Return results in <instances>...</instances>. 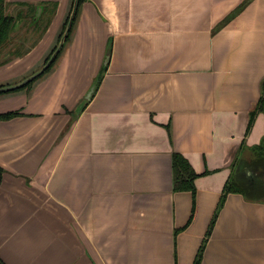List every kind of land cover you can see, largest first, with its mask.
I'll list each match as a JSON object with an SVG mask.
<instances>
[{
    "label": "crops",
    "instance_id": "0c3cea01",
    "mask_svg": "<svg viewBox=\"0 0 264 264\" xmlns=\"http://www.w3.org/2000/svg\"><path fill=\"white\" fill-rule=\"evenodd\" d=\"M5 2L56 3L12 62L40 60L71 0ZM263 82L264 0H85L51 70L0 94V264H193L213 218L199 264H264Z\"/></svg>",
    "mask_w": 264,
    "mask_h": 264
},
{
    "label": "trees",
    "instance_id": "16d2710c",
    "mask_svg": "<svg viewBox=\"0 0 264 264\" xmlns=\"http://www.w3.org/2000/svg\"><path fill=\"white\" fill-rule=\"evenodd\" d=\"M73 1L74 0H71L69 11H68V13H67V15H66V17H65V19H64V21H63V23H62V25L60 27V29H59V32L57 33V36L55 38V41H54V44H53L52 48L47 53V55H46V57L44 59L43 64L46 62L48 57L52 54V52L54 51L55 47L57 46V44H58V42L60 40V36L62 35V33H63V31H64V29L66 27L67 20L69 18L70 12L72 10ZM84 1L85 0H77V5H76V9H75V12H74V15H73V19H72L71 25L69 27V30H68V32H67V34H66V36H65V38L63 40V43L60 46V48L57 51V53L55 54V56L53 57V59L50 61V63L44 68V70L39 75H37L34 78L29 79L27 82H25L24 84L20 85L19 87L12 88V89L5 90V91H1L0 94L1 93L12 92V91H19V90H23V89H27L28 90L32 86V84L34 83L35 80H37L42 75L48 73L51 70V68L56 63L57 59L59 58V56L62 53L64 47L66 46L67 42L70 39V35H71V32H72V29H73V27L75 25V22L77 20V17H78L80 8H81V5H82V3ZM47 4L51 5L52 12H53V10H54V8L56 6L55 2H53V3H39L37 5L31 6L32 14H31V16H28V18H30V20H31L30 21L31 28H35L36 26H38V21H39V19L41 17V12H42L43 6L47 5ZM26 5H28V4H26ZM8 6H9V4L7 2H5V0H0V51L2 49H4L6 47V45H8L7 40L9 39L11 34L16 31V23H17V21H19L21 19H24V17L26 16L24 11H23V8H22V6H24V4H18L19 8H17V10H15V12H12V11L9 12L8 9H7ZM38 6H41L42 9L40 11V15L36 16L35 12H36ZM241 7H242V4L239 5L237 8H235L233 11H231L223 19V21L228 20L232 15H234V13H236L239 9H241ZM44 29L45 28H43V31H44ZM42 32H40V34ZM19 43L20 42L14 43L12 46L10 44V47H8L7 51L4 53V58L1 60L0 65L11 60V58H8V55L20 57V56H23L28 51L29 48H25L23 51L19 50L18 49ZM101 76H102V72H99L98 75H97V79L94 80V82H93L94 91L97 88V85H98V83L100 81ZM6 85H8V84H6ZM2 86L3 85H0V87H2ZM260 109H264V82H263V92H262L261 98L259 100V103L257 105V108L255 110L257 111V110H260ZM255 112H251V117H250L248 125H250V123L252 122V118H253ZM19 114H20L19 111H10V112H5V113H0V119H9V118L18 116ZM262 149H264V136L262 137L260 143L252 148V151L255 153L253 158H252V160H251V165L253 167H258V166H263L264 167V155L262 154ZM172 167H173V188L175 190H192V192H193V190H194L193 181H194V178L197 176V174L192 170V168L189 165L188 161L183 156H181L180 154L174 153L173 156H172ZM2 171L3 170L0 167V177H1ZM241 190H242V184L240 185V183H238L235 180H232V181L228 182L225 185L224 189H223V193H222L220 201L218 203V208L223 203L225 195L228 192H230V191H241ZM263 197H264V193H263ZM213 223H214V218L211 220V222L209 224V227H208V229L206 231V234H205V237L203 238V241H202V243H201V245L199 247V250L197 252V255L195 257V260H194L193 264H199L200 263L203 247H204L205 242L207 240V237H208V235H209V233L211 231Z\"/></svg>",
    "mask_w": 264,
    "mask_h": 264
},
{
    "label": "rangeland",
    "instance_id": "374dc122",
    "mask_svg": "<svg viewBox=\"0 0 264 264\" xmlns=\"http://www.w3.org/2000/svg\"><path fill=\"white\" fill-rule=\"evenodd\" d=\"M8 7H7V9H8ZM35 13L36 14L38 13L37 10ZM30 21H31L30 18L25 16L24 19H22V21L18 24V26L16 27V31L13 32L11 34V36L9 37V39L7 40L8 45H6V47L0 51V62L4 58V53L7 51V48L10 47V44L12 46L14 43L20 42L18 45V49L23 51L25 48L29 47V44H30V42H32V40H34L35 38L38 39L40 37L41 34H39V30H40V32L43 31L42 28L38 26V29H36V32L32 33ZM58 32H59V30H58ZM26 39H27V42L25 44L24 40H26ZM53 44H54V42H53ZM53 44L50 46L47 53L52 48ZM47 53L38 61H35V62H29L27 60L26 61H19L15 65L12 61H14V59L17 56H11V55L8 56V58H11V69H10V71L11 72H21V73L13 75L10 80H7V81L1 83L0 85L4 86V85H6L5 83L13 84V83L19 82L20 80L24 79L28 75L37 71L42 66ZM7 63H9V61L4 63V64H1L0 67L7 64ZM96 79H97V76H96L95 80Z\"/></svg>",
    "mask_w": 264,
    "mask_h": 264
},
{
    "label": "water",
    "instance_id": "95a60500",
    "mask_svg": "<svg viewBox=\"0 0 264 264\" xmlns=\"http://www.w3.org/2000/svg\"><path fill=\"white\" fill-rule=\"evenodd\" d=\"M76 5H77V0H74L73 1V6H72V10L70 12L69 18H68L67 23H66V27H65L62 35L60 36V40H59L57 46L55 47V49L52 52V54L48 57V59L46 60V62L37 71H35L32 74L28 75L27 77H25L24 79L20 80L19 82L0 87V92L1 91H5V90H9V89H12V88H17L20 85H22L25 82H27L29 79L34 78L37 75H39L44 70V68L50 63V61L53 59V57L55 56V54L57 53V51L59 50L60 46L63 43V40H64V38H65V36H66V34H67L68 30H69V27L71 25V22H72V19H73V15H74V12H75V9H76ZM41 9H42L41 6H38L37 7V12L38 13L36 14V16H39L40 15ZM19 23L20 22L17 21L16 27L18 26ZM93 89H94V85H92L90 87V89L88 90V92L86 94V97L87 98L90 96V94L92 93Z\"/></svg>",
    "mask_w": 264,
    "mask_h": 264
}]
</instances>
